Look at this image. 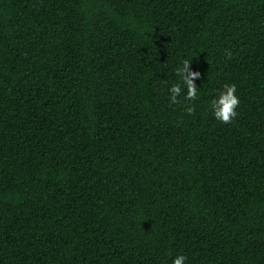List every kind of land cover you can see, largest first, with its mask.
Masks as SVG:
<instances>
[{"label": "trees", "instance_id": "obj_1", "mask_svg": "<svg viewBox=\"0 0 264 264\" xmlns=\"http://www.w3.org/2000/svg\"><path fill=\"white\" fill-rule=\"evenodd\" d=\"M181 254L264 264V0H0V264Z\"/></svg>", "mask_w": 264, "mask_h": 264}, {"label": "clouds", "instance_id": "obj_2", "mask_svg": "<svg viewBox=\"0 0 264 264\" xmlns=\"http://www.w3.org/2000/svg\"><path fill=\"white\" fill-rule=\"evenodd\" d=\"M177 75L181 77L182 83H174L168 89L170 104H178L180 98L189 102L195 101L199 96V88L194 81L200 78L199 71H193L191 61L185 60L182 66L177 68ZM186 87V92H185ZM237 89L235 85L225 84L223 90H219L215 97L211 99L209 108L214 118L221 123H229L238 115L236 109L239 106V97L236 95ZM195 107L189 104L185 108V113L189 116L193 115ZM187 256L177 255L172 264H186Z\"/></svg>", "mask_w": 264, "mask_h": 264}]
</instances>
